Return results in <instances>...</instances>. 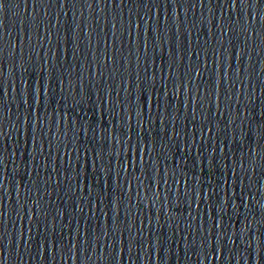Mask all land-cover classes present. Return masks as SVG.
Wrapping results in <instances>:
<instances>
[{
	"label": "water",
	"instance_id": "obj_1",
	"mask_svg": "<svg viewBox=\"0 0 264 264\" xmlns=\"http://www.w3.org/2000/svg\"><path fill=\"white\" fill-rule=\"evenodd\" d=\"M0 264H264V0H0Z\"/></svg>",
	"mask_w": 264,
	"mask_h": 264
}]
</instances>
